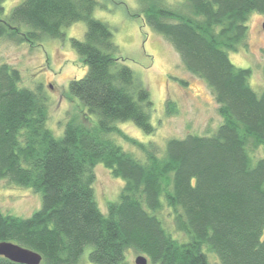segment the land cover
I'll return each instance as SVG.
<instances>
[{"label": "trees", "instance_id": "1", "mask_svg": "<svg viewBox=\"0 0 264 264\" xmlns=\"http://www.w3.org/2000/svg\"><path fill=\"white\" fill-rule=\"evenodd\" d=\"M5 1L0 37L16 45L62 39L64 28L84 22L85 39L71 45L87 71L69 83L66 95L81 108L58 138L47 127L42 87H21L20 71L0 65V182L42 196L41 209L28 218L0 209V242L37 252L41 264H77L88 245L95 264H129L130 250L153 264H212L213 255L218 264H264V158L252 156L264 146V92L252 88L253 70L235 66L229 55L248 49V21L264 14V0H184L181 10L165 0H138L131 17H142L173 46L182 66L212 92L222 119L213 134L170 138L164 148L118 126L132 122L153 134L154 104L120 63L110 27L94 17L99 0H23L9 15ZM178 111L168 100V115ZM99 164L124 181L106 213L94 192ZM166 209L185 240L165 226ZM0 264L20 263L0 256Z\"/></svg>", "mask_w": 264, "mask_h": 264}, {"label": "rangeland", "instance_id": "2", "mask_svg": "<svg viewBox=\"0 0 264 264\" xmlns=\"http://www.w3.org/2000/svg\"><path fill=\"white\" fill-rule=\"evenodd\" d=\"M23 0H6L3 4L5 14ZM172 8H184V0H165ZM94 17L106 23L112 33L113 41L119 47L120 63L132 69L135 78L144 83L154 104L151 123L153 134H146L132 122L119 123L118 126L132 138L143 143H155L164 148L170 138H185L188 135L208 136L221 124L218 104L207 85L190 74L183 66L173 46L162 36L147 26L143 18L131 15L139 9L138 0H99ZM105 5L106 8H103ZM264 14L253 13L248 21V49L241 47L231 52V62L239 68H250L252 88L264 92ZM87 31L84 22H77L64 28L65 37L45 38L36 43L16 45L0 37V65L7 63L18 69L22 76L21 87L36 90L42 87L47 96L49 120L47 127L56 137H62L67 119L80 109L79 101H72L66 95L70 81L82 78L87 68L72 48L71 39L83 41ZM177 79L187 82L181 84ZM178 104V113L169 116L167 101ZM124 150L143 159V153L121 137L112 136ZM254 160L264 158V146L252 154ZM96 181L94 192L102 212H107L109 202L118 200L124 186L122 179L99 164L94 168ZM42 207V196L33 189L11 185L7 180L0 182V209L5 214L22 218L30 217ZM160 216L175 237L185 240L176 232L170 210ZM93 246L85 247L77 264H95L90 260ZM140 254L130 250L126 254L129 264H136ZM212 264H218L215 256H210ZM148 264H153L149 262Z\"/></svg>", "mask_w": 264, "mask_h": 264}, {"label": "water", "instance_id": "3", "mask_svg": "<svg viewBox=\"0 0 264 264\" xmlns=\"http://www.w3.org/2000/svg\"><path fill=\"white\" fill-rule=\"evenodd\" d=\"M0 256L20 264H41L42 262V256L37 252L11 242H0ZM136 264H148V259L140 255L136 259Z\"/></svg>", "mask_w": 264, "mask_h": 264}]
</instances>
